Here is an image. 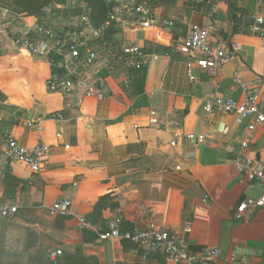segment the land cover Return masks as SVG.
<instances>
[{"label":"crops","instance_id":"0c3cea01","mask_svg":"<svg viewBox=\"0 0 264 264\" xmlns=\"http://www.w3.org/2000/svg\"><path fill=\"white\" fill-rule=\"evenodd\" d=\"M195 16L200 20H193ZM224 18L193 15L191 20H172L171 30L130 33L139 34L137 41L127 34L145 52L157 56L146 63L142 94L135 85L121 86L122 70H102L99 75L107 80L110 98L86 99L80 108L69 106L62 94L46 91L50 69L45 60L0 37V150L9 139L27 147L42 141L49 147L38 172L21 164L4 170L3 178L18 181L13 202L3 201L0 177V207L7 203L18 207L4 229L7 257L25 260L14 253L12 241L14 250L20 246L19 254L26 255L25 232L32 230L45 252L59 243L70 250L81 247L84 255L96 257L99 264H172L162 255L144 258L129 242L124 249L125 241L82 242L79 225L96 235L120 210L122 231L153 222L185 242L191 254L219 250L211 264H264V209L237 212L240 204L262 191L260 182L249 181L233 165L239 142L245 138V124H237L231 115H206L202 110L208 97H245L234 85L237 74L250 84L248 92L259 96L264 115V40L248 34L247 20L244 26V20ZM210 24L233 52L232 60L214 78L194 67L191 80L188 58L149 52L155 45L167 48L165 42L185 34L190 25ZM235 45L238 51L233 50ZM56 114L63 119L57 120ZM38 121L43 122L41 132L36 129ZM176 133L182 136L171 147ZM189 133L207 138L191 142L183 136ZM245 154L264 166L263 128L256 129ZM59 199L72 204V217L63 229L54 227L55 218L46 210ZM102 199L105 207L100 217L87 221Z\"/></svg>","mask_w":264,"mask_h":264},{"label":"built area","instance_id":"2783aa9c","mask_svg":"<svg viewBox=\"0 0 264 264\" xmlns=\"http://www.w3.org/2000/svg\"><path fill=\"white\" fill-rule=\"evenodd\" d=\"M102 2L105 17L100 26L93 23L92 9L86 0H65L63 4L50 5L43 9L39 17L18 13L0 5V37L10 40L16 49L45 60L50 69L46 91L62 94L72 108H80L86 99L110 98L107 80L99 75V71L122 70L121 86L128 89L134 85L133 72L140 71L147 61L157 59L156 55L148 54L126 35L150 29L171 30L174 27L172 20L179 19L174 15H166L164 3L181 4L180 8L187 14L183 20H191L193 15L220 20V16L227 17L228 14L232 20H247L248 34L264 40V0ZM231 3L237 6L235 10ZM110 30L113 31L110 33ZM165 46L169 56L188 58L186 71L191 80L194 67L214 78L233 58V52L218 39V30L212 24L190 25L185 34L165 42ZM233 50L238 51L239 45L233 46ZM233 81L246 94L242 100L208 97L203 101L202 110L206 115H231L237 124H245V138L239 142L240 152L233 165L249 181L260 182L262 191L259 197L247 199L237 207L238 213H244L249 209H264V166L254 156L245 154L254 140L256 129H264V115L259 109V96L248 92L250 84L244 83L237 74ZM55 118L59 121L63 119L61 114H56ZM42 123L38 121L36 124L38 132L43 131ZM181 136L174 134L170 146L175 147V139ZM183 136L195 143H202L207 138V135L194 133ZM56 137H60V134ZM48 151L49 147L42 141L27 147L9 139L0 150V177L3 178L4 170L12 164H21L31 172H38ZM176 170L180 171V167ZM71 206L70 200L59 199L46 207V210L51 218L72 217ZM17 210L18 207L13 203L4 204L0 207V220L14 216ZM120 213V210L117 211L108 220L104 232L96 233L97 242H129L142 251L144 258L162 255L172 264H211L219 256L220 252L215 248H207L200 255L191 254L185 242L153 222L143 228L122 231ZM81 228L85 226L81 225ZM46 255L50 264H57L63 253L61 248L56 247Z\"/></svg>","mask_w":264,"mask_h":264},{"label":"trees","instance_id":"16d2710c","mask_svg":"<svg viewBox=\"0 0 264 264\" xmlns=\"http://www.w3.org/2000/svg\"><path fill=\"white\" fill-rule=\"evenodd\" d=\"M9 1V7L12 8L15 12L25 13L28 16L39 17L42 15V11L44 8L54 5V4H63L65 0H0ZM92 9V21L95 26H100L104 22L105 17V7L103 5L102 0H86ZM232 8L235 10L237 6H234L232 3L230 4ZM244 26L246 25V21L243 22ZM233 29H237L234 27ZM113 30H110V33ZM150 53H157L159 55H168V49L159 45H155L149 49ZM146 70L147 64L143 66L140 71L133 72L134 76V85L138 94H142L143 87L145 84L146 78ZM3 201L13 202L16 198V188L18 186V181L6 176L3 178ZM105 200L102 199L93 207L92 213L87 216V221L93 222L95 219L100 217V213L102 209L105 207ZM10 217H7L3 220L6 222L0 221V226L4 225L0 232V264H50L47 260L46 253L40 249V245L38 244V236L32 230H26L25 232V242L23 246V251L27 254L26 260H21L20 258H10L6 256L4 237L5 231L3 230L5 227V223H8ZM70 220V217H56L54 220V227L57 229H63L66 221ZM7 225V224H6ZM8 226V225H7ZM80 235L82 238V242L84 244L93 243L96 241L97 236L88 231L86 228H81ZM104 231V230H103ZM128 242L123 243V248H127ZM44 258L46 261L44 262ZM8 259V261L6 260ZM57 264H99L98 260L94 256H86L83 253L81 247H76L72 251H68L64 253L57 261Z\"/></svg>","mask_w":264,"mask_h":264},{"label":"rangeland","instance_id":"374dc122","mask_svg":"<svg viewBox=\"0 0 264 264\" xmlns=\"http://www.w3.org/2000/svg\"><path fill=\"white\" fill-rule=\"evenodd\" d=\"M9 1H2V2H0V5H2V6H5V7H9ZM180 5L181 4H178V3H176V4H171V3H164V8L166 9V15L167 16H175V17H177L179 20H183L186 16H187V14L185 13V10H183V9H181L180 8ZM228 17H230V14H228L227 15ZM220 19L221 20H225L226 18H224L223 16H220ZM193 20H200V18L199 17H197V16H195L194 18H193ZM205 20V19H204ZM130 37H132L134 40H138V38H139V34H136V35H134V34H130ZM136 40V41H137ZM33 58H36V57H33ZM37 59V58H36ZM43 62H44V60H42ZM14 218V216H11L9 219H13ZM52 219H54V218H52ZM1 222H6V220H3V219H1L0 220ZM9 222V221H8ZM8 225V223H5V227ZM9 224H11V222H9ZM4 225H2V226H0V228H2ZM5 227H4V229H5ZM3 229V230H4ZM78 229L80 230L81 229V226L79 225L78 226ZM1 239V238H0ZM18 246V245H17ZM56 247H58V248H61L62 249V253L64 254V253H67L68 251H72L73 249H71L70 250V248L69 247H66V246H62V245H60L59 243H54V244H51V245H49L48 246V248H47V250H46V252L47 251H49V250H52L53 248H56ZM19 248H20V246L19 247H17L15 250H14V247H13V241H12V250L13 251H15L14 253L17 255V256H23V258L26 260L27 258V254L25 255V254H19ZM76 248V247H75ZM45 252V251H44ZM45 252V253H46ZM14 255V254H13ZM18 258V257H17ZM7 261H8V259H6ZM46 261V258H44V262Z\"/></svg>","mask_w":264,"mask_h":264},{"label":"water","instance_id":"95a60500","mask_svg":"<svg viewBox=\"0 0 264 264\" xmlns=\"http://www.w3.org/2000/svg\"><path fill=\"white\" fill-rule=\"evenodd\" d=\"M208 9L210 8V6L207 7Z\"/></svg>","mask_w":264,"mask_h":264},{"label":"bare ground","instance_id":"6f19581e","mask_svg":"<svg viewBox=\"0 0 264 264\" xmlns=\"http://www.w3.org/2000/svg\"><path fill=\"white\" fill-rule=\"evenodd\" d=\"M167 42V41H166Z\"/></svg>","mask_w":264,"mask_h":264}]
</instances>
